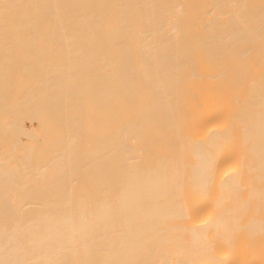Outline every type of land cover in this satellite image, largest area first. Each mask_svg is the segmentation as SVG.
Masks as SVG:
<instances>
[{"label": "bare ground", "instance_id": "bare-ground-1", "mask_svg": "<svg viewBox=\"0 0 264 264\" xmlns=\"http://www.w3.org/2000/svg\"><path fill=\"white\" fill-rule=\"evenodd\" d=\"M0 264H264V0H0Z\"/></svg>", "mask_w": 264, "mask_h": 264}]
</instances>
